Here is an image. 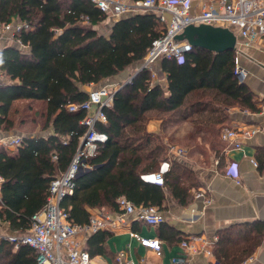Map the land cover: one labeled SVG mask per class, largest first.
<instances>
[{"label":"trees","instance_id":"trees-1","mask_svg":"<svg viewBox=\"0 0 264 264\" xmlns=\"http://www.w3.org/2000/svg\"><path fill=\"white\" fill-rule=\"evenodd\" d=\"M12 17L26 20L30 28L19 34L21 44H7L0 51V71L12 80L0 83V130L21 129L34 102L43 105V129H53L47 134H25L16 153L0 146L4 178L0 222L22 233L31 227L33 214L47 201L51 180L67 169L86 133L82 120L87 111H70L68 105L84 102L89 85L123 78L130 66L141 64L165 26L157 11L128 12L111 20V31L104 34L96 26L106 20V14L90 0H0V24ZM160 66L167 86L154 84L151 71L143 68L116 90L111 106L105 108L108 122L99 123L98 129L108 139L89 158L93 167L79 174L74 192L62 201L75 222L89 221V208L117 211L121 196L135 205H156L161 210L168 197L182 205L191 201L192 186L183 179L184 167L178 159L164 172L163 183L144 177L159 169L160 155L166 149L161 136L146 129L148 111L188 118L202 106L218 111V98L223 118L228 117L226 109L232 101L258 110L254 92L235 74L236 50L192 47L182 61L163 58ZM198 90H213L216 95L189 104L188 95ZM146 160L150 163L145 165ZM237 228L244 230V241L234 239ZM112 234L101 229L89 235L86 248L90 254L112 252L108 249ZM218 235L214 253L221 264H240L262 243L264 223L221 229ZM160 236L169 241L184 238L181 231L163 222ZM38 256L29 244L15 248L10 241H0V264H39Z\"/></svg>","mask_w":264,"mask_h":264},{"label":"crops","instance_id":"crops-1","mask_svg":"<svg viewBox=\"0 0 264 264\" xmlns=\"http://www.w3.org/2000/svg\"><path fill=\"white\" fill-rule=\"evenodd\" d=\"M200 1L193 0L194 11H199ZM166 16L167 20H170V16L168 14ZM111 20L113 19L106 16V20L99 23L111 24L110 27L107 24L106 32L101 31L102 33L109 34L113 25ZM96 28L99 30L98 25ZM16 43L7 35L2 34L0 29V51L7 44ZM236 58L238 63L247 71L244 82L254 92L258 110H252L242 106L239 102L232 101L226 109L228 117L223 118L220 112V106L223 103L218 98L219 101L215 100V104L219 107L218 111L212 112L211 109H205L206 107L202 106V110L195 112L193 116L188 118H181L174 113H160L155 110L146 113L145 126L149 132L159 134L169 148L170 146H176L186 151L184 156H179L171 154L168 148L169 156L165 160L171 162V160L178 159L180 161L181 166L184 167L181 170L184 176L183 179L187 182L186 184L192 186V199L187 205H182L176 199L168 197L166 208L163 210L158 208L165 218L163 223L170 224L181 231L184 235L183 239H191L199 248V252L187 254L189 264H221L215 253L209 255L204 252L203 240L194 239L193 236L202 237L204 240L209 241V245L214 252L219 238V230L225 228L230 230L237 226H246L247 223L252 222L264 223V112L260 109V105L264 100V39L249 45H240L239 50H236ZM154 68L156 75L152 78V82L167 86V75L161 71L160 60L154 64ZM130 73L131 70L127 77ZM126 78H119L118 80L117 76L111 77L101 83L89 85L87 90L90 91L91 88L107 84L111 88L116 86L118 88L119 84L124 82ZM11 82L12 80L3 73L0 83L9 84ZM202 93L203 97L198 96ZM209 93L211 95L208 97L207 94ZM215 95L216 93L213 90H198L188 95L187 102L190 104V102L197 99L208 101L213 99ZM195 96L196 99L191 100ZM215 116H220L222 121ZM167 117L174 118V120L166 123ZM231 126L258 127L260 129L253 135L240 136L242 145L236 148L224 141L221 134L217 133L218 136H215L212 133L213 129L220 130ZM52 131V128L47 131H40L41 133L36 131L26 133L23 132L22 128H15L11 131L0 130V146H3L1 145L3 139L15 136L23 138L25 134L41 135ZM19 146L3 147L16 153ZM208 154L210 160L206 157ZM254 161L257 165L254 164ZM148 163H150V160L145 161V165ZM188 174H192L191 179L188 178ZM195 182L196 184H194ZM201 189L205 190V198L197 196L198 191ZM98 209L110 211L100 207L89 208L91 213L96 212ZM110 212L116 213V211ZM126 219L127 223L108 238V249L112 252L104 255H93V264H115V256L121 250H126L127 257L130 259L140 260L145 258L148 264H171L173 257L182 255L185 252L181 245L183 239L169 241L160 236L162 223L158 225L147 224L133 218V215L128 216ZM0 230L6 234L15 233L7 222H0ZM236 231L234 239L239 242L244 241V230L237 228ZM132 232H137L147 238H159L162 242L161 254H158L154 248L143 245L137 237L132 235ZM240 264H264V237L256 250Z\"/></svg>","mask_w":264,"mask_h":264},{"label":"built area","instance_id":"built-area-1","mask_svg":"<svg viewBox=\"0 0 264 264\" xmlns=\"http://www.w3.org/2000/svg\"><path fill=\"white\" fill-rule=\"evenodd\" d=\"M106 16L113 20L120 19L128 12L157 11L159 21L164 24L165 29L149 47L143 62L138 68L131 70L126 80L114 88L109 85H102L91 88L88 98L81 103H70L68 109L77 111L85 109L87 115L82 120L87 130L82 141L72 157L67 169L53 178L49 185V195L42 208L32 216V225L22 233L6 234L0 230V241L5 239L18 248L20 244H29L39 252V264H93L92 255L86 248V238L98 230H109L117 232L125 223L127 217L143 221L147 224H161L165 218L156 205H135L126 196L118 198V210L116 213L98 209L91 213L89 221L77 223L72 220L70 212L62 205L63 199L74 192L76 179L79 174L93 166L89 163V158L94 157L102 143L108 139L107 133L98 129V124H106L108 117L105 108L111 106L116 90L131 82L133 77L143 68H147L152 73V78L156 72L154 64L163 58H176L182 61L184 54L192 49V45L187 40H177L176 36L183 32L191 24H211L230 28L237 35V48L240 45H249L264 39V0H201L199 11H194L193 0H90ZM170 20H167V16ZM85 22L88 19L85 18ZM30 28V24L21 18L12 17L9 21L1 24L2 34L21 44L19 34ZM235 74L240 82H244L247 71L238 63L236 58ZM0 78L3 73L0 72ZM5 82V81H4ZM94 109V111H92ZM264 112V100L260 105ZM260 128L247 126L225 127L221 131V138L232 147H241L240 136H250L255 134ZM23 138L15 136L1 141L5 147L21 145ZM169 152L179 156H184L186 151L181 147L170 146ZM254 164L257 163L254 161ZM171 162L164 160L161 162L156 172L145 174V178L163 183V174L170 168ZM4 182L0 174V188ZM198 197H206L205 190L201 189L197 193ZM143 245L154 248L158 254L162 252V242L159 238L143 237L137 232H132ZM194 239L203 240V250L209 255H213V249L209 241L202 237ZM181 245L184 249L182 255H177L171 259V264H189L187 254L199 252V248L191 239H183ZM115 264H148L145 258L133 260L127 257L126 250L119 251L115 256Z\"/></svg>","mask_w":264,"mask_h":264},{"label":"water","instance_id":"water-1","mask_svg":"<svg viewBox=\"0 0 264 264\" xmlns=\"http://www.w3.org/2000/svg\"><path fill=\"white\" fill-rule=\"evenodd\" d=\"M179 40H187L193 47L214 52L237 48V35L230 28L211 24L188 25Z\"/></svg>","mask_w":264,"mask_h":264},{"label":"rangeland","instance_id":"rangeland-1","mask_svg":"<svg viewBox=\"0 0 264 264\" xmlns=\"http://www.w3.org/2000/svg\"><path fill=\"white\" fill-rule=\"evenodd\" d=\"M107 24L108 23H104V24H98V27H99V31L101 32V31H103V32H106V30H107ZM106 25V26H105ZM110 23L108 24V26L110 27ZM0 29H1V24H0ZM183 32H180L177 36H176V39L177 40H179V35L180 34H182ZM140 66V64H136V65H132V66H130L129 67V69L130 70H133V69H135V68H138ZM128 69V71L125 73V74H123L121 77H123V79H125L126 77H127V75H128V73H129V70ZM117 79L119 80V77H117ZM120 82H121V80H120ZM123 82H121L120 84H122ZM108 85V84H107ZM211 94L209 93V94H207V96L209 97ZM198 96H200V97H203L204 95H203V93L201 94V95H198ZM193 99H196V96L195 97H192V99L191 100H193ZM36 110H39L37 113H36ZM42 110H43V105L40 103V102H34V107H33V111H28L27 113H26V115H25V119H26V122H25V124H23V126H22V130H23V132H26V133H33V132H37V133H39L40 131H44V127H43V123H44V117L41 115V113H42ZM156 114V113H155ZM164 118H166V117H164ZM167 122L166 123H168V122H171V120H174V118L173 119H170V117L168 118L167 117ZM224 128H221L220 130H216V129H213L212 130V133H213V135H215V136H218L217 135V133L218 134H220L221 133V131L223 130ZM41 133V132H40ZM170 142H171V140H170ZM172 143V142H171ZM166 145V144H165ZM168 148H169V146H167L166 145V149H164V151H163V153L160 155V161L162 162L163 160H165V159H167V156H169L168 155ZM207 152V151H206ZM205 152V153H206ZM207 159L208 160H210V155L208 154L207 156ZM191 161V160H190ZM189 161V162H190ZM191 162H193V161H191ZM173 163V160H171V164ZM194 163V162H193ZM192 164V163H191ZM157 167H158V164H157ZM186 169H188V167H186ZM190 169V168H189Z\"/></svg>","mask_w":264,"mask_h":264}]
</instances>
